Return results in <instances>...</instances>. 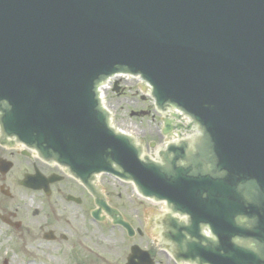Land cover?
I'll return each mask as SVG.
<instances>
[{
	"label": "water",
	"instance_id": "water-1",
	"mask_svg": "<svg viewBox=\"0 0 264 264\" xmlns=\"http://www.w3.org/2000/svg\"><path fill=\"white\" fill-rule=\"evenodd\" d=\"M114 73L139 74L157 109L179 108L201 135L169 144L162 164L141 159L99 104L97 85ZM0 128L82 181L130 179L187 214L195 240L183 235L177 259L264 264V0H0Z\"/></svg>",
	"mask_w": 264,
	"mask_h": 264
},
{
	"label": "flooded vegetation",
	"instance_id": "flooded-vegetation-1",
	"mask_svg": "<svg viewBox=\"0 0 264 264\" xmlns=\"http://www.w3.org/2000/svg\"><path fill=\"white\" fill-rule=\"evenodd\" d=\"M13 143L0 135V264L92 263L85 246L100 226L92 195L65 167ZM141 248L163 264L159 251ZM9 251L17 261L9 260Z\"/></svg>",
	"mask_w": 264,
	"mask_h": 264
},
{
	"label": "rangeland",
	"instance_id": "rangeland-1",
	"mask_svg": "<svg viewBox=\"0 0 264 264\" xmlns=\"http://www.w3.org/2000/svg\"><path fill=\"white\" fill-rule=\"evenodd\" d=\"M121 84L119 87H122L117 91L107 90L105 95V103L113 114V124L132 134L146 147L150 141H155L158 145L162 141L159 133L162 122L159 114L152 111L150 100L136 80H123ZM99 185L109 204L120 209L134 227L146 230V234L141 238L138 236L128 238L121 227H111L102 222L99 224L98 236L94 237L91 244H86L85 251L88 248L92 251L90 255L93 260L90 264H123L129 251V245L156 244V236L152 233V228L146 225V215L152 216L161 210V205L142 200L130 183L120 182L111 176L101 175ZM6 255L11 261L18 259L11 251ZM160 256L163 264H173L162 251Z\"/></svg>",
	"mask_w": 264,
	"mask_h": 264
},
{
	"label": "bare ground",
	"instance_id": "bare-ground-1",
	"mask_svg": "<svg viewBox=\"0 0 264 264\" xmlns=\"http://www.w3.org/2000/svg\"><path fill=\"white\" fill-rule=\"evenodd\" d=\"M98 93H99V89H98ZM167 114H169L170 116H178L180 119L183 118V117L185 116L184 114L179 113V112H177V111H174V110H172V109H171V111L167 112ZM191 127H192V126H191ZM192 130H193V133L196 134V130H198V129H197V125L194 126V128H193ZM3 139H5V140H11L12 142L15 141L14 139L9 138V137H4ZM13 144H15V145L18 146V147H21V148L26 149V146H23L22 144H20V142H16V141H15Z\"/></svg>",
	"mask_w": 264,
	"mask_h": 264
}]
</instances>
